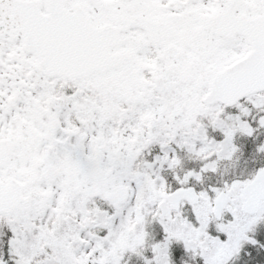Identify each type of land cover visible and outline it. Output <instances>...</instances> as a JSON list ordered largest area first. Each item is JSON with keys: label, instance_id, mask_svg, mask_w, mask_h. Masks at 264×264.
Here are the masks:
<instances>
[{"label": "flooded vegetation", "instance_id": "obj_1", "mask_svg": "<svg viewBox=\"0 0 264 264\" xmlns=\"http://www.w3.org/2000/svg\"><path fill=\"white\" fill-rule=\"evenodd\" d=\"M18 1L33 2L32 12L35 13L37 8L45 14V0ZM142 1L128 0L120 10L114 11L109 5L106 11H99L90 0H59L61 6L58 4L57 8L62 7L67 13H73L75 5L84 8L87 21L83 23L79 14L75 17L79 44L75 53L68 54L72 69L55 76L40 69L41 59L35 52L34 21L27 22L29 44L26 46V21L22 16L13 18L8 7L0 14V143L11 148L7 164L0 168V181L6 183L15 178L22 186L26 201L17 210L28 202L31 189H35L40 180L47 185L56 184L60 192L70 190L64 179L59 180L55 160L63 151L67 155L66 149L74 147L76 140L79 145L86 141L87 131L81 127L84 118L88 122L90 118L83 115L85 112L96 113V122L94 117L91 121L96 125L100 122L99 128L101 125L112 131L109 138L104 133L101 138L97 136L91 152L92 157L96 151H103V170L110 162V172L122 168L118 176L129 175L132 157L143 152L138 157L140 160L136 159L141 173L145 171L142 168H148L156 160L166 161L158 147L167 144L176 150L177 166L174 170L160 172L165 188L159 194L157 208L153 214H143L142 223L146 218L150 221L146 234L138 237L143 249L146 236H153L152 241L156 238L157 242L169 237L171 264H178L183 259L190 262L184 264H196L197 258L202 264L204 256L211 258V264H258L255 232L250 235L253 244H247L231 258L223 251L219 260L213 259L217 247L226 242L225 234L217 242L210 240L204 252L192 253L188 245L192 244L195 235L196 206L184 199L175 210L176 203L164 200L178 189H194L198 195L209 193L210 185L206 180L211 172L203 167L210 162V156L205 158V152L187 151L184 146L205 147L214 136L218 137L216 140L221 139L220 134L212 133V124L219 127L227 123H212L211 112L215 107L223 112L224 121L226 114H230L234 121L239 118L244 130H253L258 119L264 117V102H260L264 93L252 95L233 107L221 102L208 104L205 100L216 74L249 50L245 37L218 35V27L210 23L214 16H221L230 0H157L156 6ZM235 6L226 26L238 18L240 30H246L249 20L264 15V0H239ZM110 26L120 29V43L114 42ZM126 26L129 27L124 29ZM102 27L105 30L100 33L97 29ZM234 29L237 28L232 24L227 31L230 33ZM118 53L122 56V63L112 64L111 58ZM115 86L118 90L114 89ZM58 113L65 116L63 123L68 122L67 128H63V123L58 125L57 119L62 116ZM53 129L57 130L55 134H51ZM114 130H118L117 133ZM35 133L43 137L37 146L30 142ZM240 142L238 147H242V153L220 161L216 175L229 177V174L241 172L244 179H252L264 168V163L257 162L261 159L257 155V139L251 136L240 139ZM177 144L183 149L179 150ZM74 150L76 154L78 150ZM34 160L39 161V167L33 166ZM27 162L29 167L23 169L22 164ZM247 162H253L250 165L255 167L251 175H247L249 164H241ZM44 167H51L56 172L52 181L43 177ZM9 170L14 175H8ZM195 174L201 175V185L196 183ZM106 179L103 175L97 183L102 193L90 203L99 205L102 202L103 209L116 210L106 196L116 184L122 183L119 178L114 180L115 183H108ZM80 188L78 186L76 190ZM73 198L70 193L65 202L69 204L68 199L72 201ZM3 216L7 214L0 213V217ZM209 235H215L213 227ZM195 255L199 257L195 258ZM143 256L147 257L146 254ZM126 264L145 263L127 259Z\"/></svg>", "mask_w": 264, "mask_h": 264}, {"label": "rangeland", "instance_id": "obj_2", "mask_svg": "<svg viewBox=\"0 0 264 264\" xmlns=\"http://www.w3.org/2000/svg\"><path fill=\"white\" fill-rule=\"evenodd\" d=\"M106 1L114 11L122 9L128 2V0ZM143 2L146 5L156 6L158 4L157 0H143L141 3ZM114 89L118 90V86H115ZM260 102H264V95L260 97ZM240 107L242 110L244 109V107ZM64 112L67 111L64 110ZM95 114L85 112L83 115V117L90 118L89 122L87 118H84L81 127L82 130L87 131L86 141L79 145L76 140L74 147L71 146L66 149L67 155H64L65 151H63L55 160L59 180L64 179L67 188L70 187V190L60 192L61 189L59 190L56 184L47 185L40 180L36 188L31 189L32 193L28 202L15 213L6 217L5 220L12 228V239L8 246L11 254L7 255L10 256L14 264H126L127 259L128 261L140 260L145 264H171L168 254L169 237L165 241L157 242L156 238L152 241L153 236H146V247L142 248V243L138 237L146 234L145 230L150 228V221L146 218L143 223H139L138 217L141 211L142 214L149 215V213L153 214L154 209L157 208L160 199L159 194L165 188L164 179L160 172L174 170L177 166L176 150H172L171 146L167 144L158 147L166 161L156 160L155 163L148 165V168H142L145 171L141 173L136 159L139 161L140 158L138 157H141L143 152L137 153L131 159L130 174L126 176H118V171L121 172L122 168L110 172L112 167L110 162L107 163L104 169V175L108 178L106 181L115 183L114 180L118 181L119 178L122 185L130 190L132 198L122 207L111 210L112 212L103 209L104 204L102 202L99 205L92 204L85 200L81 188L76 190V187H83L84 184L91 182L89 158L92 155L96 137L101 138L103 133L108 135V138L112 136L110 129L103 128L101 125L99 128L100 122L95 124L97 120L94 117ZM60 115L62 116L57 119L58 125H62L65 118L62 113ZM222 116L223 112L219 107H215L211 112L212 123H227V125L221 124L219 127L212 124V133L220 134V140H216L217 136H212L213 138L206 143L205 147L184 146L187 151L196 152V150H200V154L205 152V158L210 156V162L203 169H209L211 172L209 174L210 184L218 186L220 188L218 191L226 192L229 197L228 205L223 212L222 222H216L211 214L210 205L217 193L212 194L215 191V186L209 188V193L202 192L199 194L200 204L194 210L195 235L188 248L192 253L199 254L206 250L210 240L213 239L217 242L225 234L226 242L222 247H217L216 255L213 258L217 260L220 259V253L223 251H226L227 257L231 258L237 255L247 244H253L250 235L260 227L264 220V204L261 205L258 214L242 215L239 196L244 184L241 178L244 179V175L241 172L229 174L231 181L229 184L224 183L223 179L215 177L220 161L229 160L234 155L242 153V147H238L242 138L252 136L253 139H257V155L263 159L257 162L259 164L264 163V117L258 119L253 130H244L239 118L234 121L230 114H226L224 121ZM93 117L95 122L91 121ZM228 123L235 124L228 125ZM68 126V122L64 121L63 128ZM51 131V134H55L57 130ZM98 140L100 141V139ZM177 147L179 150L183 149L181 144H177ZM74 148L78 150L76 154ZM200 158L203 159V155ZM250 163L253 162L241 163L242 165L249 164L247 175H251L255 168ZM29 165V162L23 163V169ZM12 173L14 172L10 171L8 175H14ZM194 178L196 183L202 184L201 175L195 174ZM144 192L145 194H143ZM70 193L73 194L74 198L72 201L68 199L69 204H67L65 198ZM64 209H67L65 213L63 212ZM211 227L215 229V235H209ZM127 247L129 248L126 249ZM144 254L148 258L144 257ZM261 254L263 256L261 260L259 257L258 264H264V251ZM152 255L155 257H151ZM125 256L129 257L124 259ZM197 257L199 256L195 255V258ZM202 258V264H211L210 257L204 256Z\"/></svg>", "mask_w": 264, "mask_h": 264}, {"label": "water", "instance_id": "obj_3", "mask_svg": "<svg viewBox=\"0 0 264 264\" xmlns=\"http://www.w3.org/2000/svg\"><path fill=\"white\" fill-rule=\"evenodd\" d=\"M92 1L97 7H102V0ZM238 1L231 0L226 11L220 17H215V22L221 28L220 33L226 36L230 35L227 30L234 24L237 28L234 31L247 38L250 51L243 59L224 69L213 79L210 93L207 96L210 102L222 101L226 105H234L248 95L264 91V15L261 18L248 21L246 30H240L239 19H235L229 26H226L234 13L235 5ZM54 2V0H46L47 15L44 17L45 25L42 32L44 53L41 59L44 68L50 74H61L63 73L64 64H67L65 61L69 59L67 55L69 46H75V41L74 39L63 41L60 37L62 32L74 37L75 32L72 29L74 27L70 24H66L68 29H65L62 23L60 24L62 16L52 7ZM7 7L12 14L18 6L10 0H5L0 3V12L5 11ZM69 18L66 17V20L69 21ZM25 37H27V33H25ZM37 136L34 135V140L31 139V143L38 145L41 142L42 138ZM9 152L7 148L0 145V168L6 165ZM101 155L100 152H96V156L91 159V165L93 166L91 178L96 181L102 176L100 170ZM43 174L50 179L55 176L54 174L52 175L51 168H44ZM99 193L100 191L92 186L86 187L84 190V194L90 198L95 197ZM21 194V187H17L13 179L5 186L0 184V212H10L16 209L23 199ZM195 196H193L192 191L189 193L178 191L171 196L173 197L171 201H180L182 198H186L196 203L198 199ZM240 197L243 203V211L248 214H255L259 209L260 203L264 201V170L258 172L252 183L241 190ZM127 198V190L119 186L115 187L111 195L108 196V199H111L115 206L127 200ZM226 202L227 197L223 193L215 199L214 212L219 219Z\"/></svg>", "mask_w": 264, "mask_h": 264}, {"label": "trees", "instance_id": "obj_4", "mask_svg": "<svg viewBox=\"0 0 264 264\" xmlns=\"http://www.w3.org/2000/svg\"><path fill=\"white\" fill-rule=\"evenodd\" d=\"M10 232L7 225L0 224V263L1 264H13L11 258L7 254L9 253V240H10Z\"/></svg>", "mask_w": 264, "mask_h": 264}]
</instances>
